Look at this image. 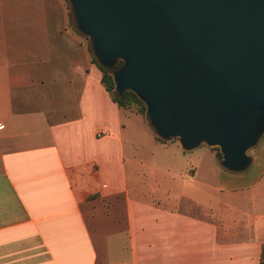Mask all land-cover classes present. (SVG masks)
I'll list each match as a JSON object with an SVG mask.
<instances>
[{
  "label": "crops",
  "instance_id": "1",
  "mask_svg": "<svg viewBox=\"0 0 264 264\" xmlns=\"http://www.w3.org/2000/svg\"><path fill=\"white\" fill-rule=\"evenodd\" d=\"M100 75L66 0H0V264H259L264 131L227 170Z\"/></svg>",
  "mask_w": 264,
  "mask_h": 264
},
{
  "label": "water",
  "instance_id": "2",
  "mask_svg": "<svg viewBox=\"0 0 264 264\" xmlns=\"http://www.w3.org/2000/svg\"><path fill=\"white\" fill-rule=\"evenodd\" d=\"M73 27L161 139L244 169L264 131V0H66ZM119 63L117 64V62Z\"/></svg>",
  "mask_w": 264,
  "mask_h": 264
},
{
  "label": "trees",
  "instance_id": "3",
  "mask_svg": "<svg viewBox=\"0 0 264 264\" xmlns=\"http://www.w3.org/2000/svg\"><path fill=\"white\" fill-rule=\"evenodd\" d=\"M69 15V14H68ZM93 61L95 59L92 57ZM119 62H117L118 64ZM97 66L101 72L100 81L103 84L104 88L109 91L111 98L116 102V104L123 109H130L131 106H135L137 111H143L144 105L142 101L131 91L124 90L121 93L116 92L113 89V81L109 73V69L101 64L97 63ZM157 139L159 137L155 136ZM215 150V154L219 155V150L217 146H211ZM259 264H264V241L260 245L259 255H258Z\"/></svg>",
  "mask_w": 264,
  "mask_h": 264
},
{
  "label": "rangeland",
  "instance_id": "4",
  "mask_svg": "<svg viewBox=\"0 0 264 264\" xmlns=\"http://www.w3.org/2000/svg\"><path fill=\"white\" fill-rule=\"evenodd\" d=\"M68 7V6H67ZM68 14H69V10H68ZM69 18H70V15H69ZM83 38H84V40H85V42L87 43V45H88V39H87V36L86 35H84L83 34ZM88 49H89V47H88ZM90 51V50H89ZM91 54V53H90ZM93 57V56H92ZM119 62V61H118ZM97 63V62H96ZM127 110H129V111H132V112H134V113H137L138 115H139V117L141 116V119L143 118L144 119V122H143V124H145L146 123V121H145V117H144V109H143V111H137V109H136V107L135 106H131V108L130 109H127ZM131 115H134V117H137V115H135V114H131ZM145 125H147V123L145 124ZM148 126V125H147ZM148 128L150 129V127L148 126ZM170 139V138H169ZM171 139H176V137H171ZM202 145H204V143L202 144ZM213 147L214 146H216V145H212ZM202 147V146H201ZM210 148L211 149H214V148H212L211 146H210ZM253 151V148H248L247 149V153H250V152H252Z\"/></svg>",
  "mask_w": 264,
  "mask_h": 264
},
{
  "label": "built area",
  "instance_id": "5",
  "mask_svg": "<svg viewBox=\"0 0 264 264\" xmlns=\"http://www.w3.org/2000/svg\"><path fill=\"white\" fill-rule=\"evenodd\" d=\"M104 131H106V128H102L101 130L96 131L95 134H96V135H100V134L103 133Z\"/></svg>",
  "mask_w": 264,
  "mask_h": 264
}]
</instances>
